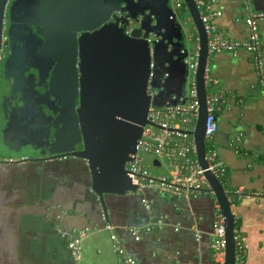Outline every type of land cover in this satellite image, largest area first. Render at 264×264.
I'll list each match as a JSON object with an SVG mask.
<instances>
[{
  "label": "water",
  "instance_id": "water-1",
  "mask_svg": "<svg viewBox=\"0 0 264 264\" xmlns=\"http://www.w3.org/2000/svg\"><path fill=\"white\" fill-rule=\"evenodd\" d=\"M182 2L185 17L172 0H0V158L79 160L109 220L105 198L137 190L126 166L149 109L187 101L186 59L196 50L198 113L193 130L182 133L193 140L222 220V264H236L233 194L207 170L208 37L195 0ZM71 125L81 149L20 151L45 138L61 143L58 130Z\"/></svg>",
  "mask_w": 264,
  "mask_h": 264
},
{
  "label": "crops",
  "instance_id": "crops-1",
  "mask_svg": "<svg viewBox=\"0 0 264 264\" xmlns=\"http://www.w3.org/2000/svg\"><path fill=\"white\" fill-rule=\"evenodd\" d=\"M206 1L221 12L218 28L236 42L246 39L242 21L248 8L252 15H264V0ZM258 34L264 71V19ZM206 77L208 93L217 91L222 99L210 144L223 165L222 184L233 194L236 264H264V100L254 56L244 49L213 54ZM11 161L0 165V264H70L58 227L87 230L82 264H119L107 223L137 264H215L217 204L207 189L189 199L152 189L107 196L106 221L84 163ZM156 169L155 175L166 173Z\"/></svg>",
  "mask_w": 264,
  "mask_h": 264
},
{
  "label": "built area",
  "instance_id": "built-area-1",
  "mask_svg": "<svg viewBox=\"0 0 264 264\" xmlns=\"http://www.w3.org/2000/svg\"><path fill=\"white\" fill-rule=\"evenodd\" d=\"M200 11L202 22L208 37V54L227 52L235 55L239 49H244L254 56L255 68L259 77L260 97L264 100V71L260 57V41L258 34V22L264 19L263 14L252 15L248 10L243 18L247 29L246 39L236 42L230 39L215 23L221 17V12L213 8L211 2L195 0ZM247 4V0H243ZM175 10L183 6L182 0H172ZM197 51L189 54L187 101L184 105L172 106L166 104L162 108H150L147 120L149 122L143 129L141 138L137 142L136 153L132 162L126 166L131 183L137 186L135 193L143 189L157 190L164 194H172L177 198L189 199L201 194L203 189L208 190V184L204 176V170L198 167L196 150L193 140L182 131L193 130L198 113V102L194 88V74L197 67ZM206 86H208L206 77ZM221 95L216 91L207 94V119L205 137L210 142L217 130V109L221 102ZM152 157L158 162V166L166 170L163 175H155L145 165L146 158ZM207 170L218 179L223 176L222 163L218 160L215 150L211 147L207 150ZM9 162H11L9 160ZM153 167H155L153 165ZM156 169V167H155ZM148 208V206H147ZM109 231L112 248L117 255L119 264H137L136 260L127 252L121 241L114 233V228L109 223L104 227ZM59 235L65 240L70 257V264H82L81 242L86 236L87 230L66 231L57 228ZM138 239V238H136ZM211 249L214 255V263L222 264L225 251V238L221 217L217 208V224L213 234ZM240 255H237L239 258ZM236 258V259H237Z\"/></svg>",
  "mask_w": 264,
  "mask_h": 264
},
{
  "label": "flooded vegetation",
  "instance_id": "flooded-vegetation-1",
  "mask_svg": "<svg viewBox=\"0 0 264 264\" xmlns=\"http://www.w3.org/2000/svg\"><path fill=\"white\" fill-rule=\"evenodd\" d=\"M179 10H177V11L179 12V14H181V12ZM5 91L8 92L7 90H5ZM69 128H70V126L64 127L61 130H58L60 132V134L62 132V134L64 135V138L61 141V143L65 142L66 137L68 138V135H69V132H70ZM74 131L78 133V140H77L78 148H77V150H79V149H81V141H80V135H79L78 128L77 127H74ZM55 141H56V139L53 138V137H52V139H51L50 142H49V139L48 138H45L44 140L42 139V140H39V141L36 142V143H38V145H36V148H31V147L26 148V147H22L20 151L29 152V154L32 153L33 155H35L40 150H42L43 152H45V151H49V149H51L52 147L56 149V147L59 144H61V143L55 144ZM54 150H52V153L51 154H55L54 153ZM42 157L45 159L46 158L45 154H42ZM11 162H13V161H11ZM11 162H9V159H0V164H9Z\"/></svg>",
  "mask_w": 264,
  "mask_h": 264
},
{
  "label": "rangeland",
  "instance_id": "rangeland-1",
  "mask_svg": "<svg viewBox=\"0 0 264 264\" xmlns=\"http://www.w3.org/2000/svg\"><path fill=\"white\" fill-rule=\"evenodd\" d=\"M190 32H192V31H190V28L188 27V29L186 30V33L189 34ZM191 53H193L192 50H191ZM64 127H66V126H64ZM70 127L73 130V127H75V126L71 125ZM77 148H78V143L77 142H69V141H66V142H63V143L59 144L56 147V149L55 148H51L49 150H51V152H52V150L55 149L54 150V153H63V152L75 151V150H77ZM145 165L148 167V169L150 170V172H152L153 174L156 173V170L157 169H155L153 167V165H152V157H147L146 158Z\"/></svg>",
  "mask_w": 264,
  "mask_h": 264
},
{
  "label": "trees",
  "instance_id": "trees-1",
  "mask_svg": "<svg viewBox=\"0 0 264 264\" xmlns=\"http://www.w3.org/2000/svg\"><path fill=\"white\" fill-rule=\"evenodd\" d=\"M181 12V16L185 17L186 16V11H185V8H184V5L182 6V8L179 10ZM209 89H210V86L207 87V94L209 92ZM70 132H69V135H68V138L66 137L65 139V142L66 141H69V142H77L78 140V133L74 131V127H73V130L71 129V127L69 128ZM211 142H207V150L209 148H211ZM155 168V167H154ZM219 180L222 182V177L219 178ZM237 227H238V224L235 223V237H236V258H237V255L239 254V248H238V241H237Z\"/></svg>",
  "mask_w": 264,
  "mask_h": 264
}]
</instances>
